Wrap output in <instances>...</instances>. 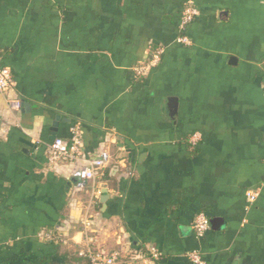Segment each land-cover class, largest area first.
<instances>
[{
	"label": "crops",
	"instance_id": "crops-1",
	"mask_svg": "<svg viewBox=\"0 0 264 264\" xmlns=\"http://www.w3.org/2000/svg\"><path fill=\"white\" fill-rule=\"evenodd\" d=\"M188 1L0 0L15 81L0 92V264H90V248L122 250L120 264H194L191 250L264 264V0H193L183 46ZM56 122V138L79 125L77 159L50 160ZM103 152L99 178L80 180Z\"/></svg>",
	"mask_w": 264,
	"mask_h": 264
},
{
	"label": "built area",
	"instance_id": "built-area-1",
	"mask_svg": "<svg viewBox=\"0 0 264 264\" xmlns=\"http://www.w3.org/2000/svg\"><path fill=\"white\" fill-rule=\"evenodd\" d=\"M200 14V10L193 0H189L183 7L181 12L178 29L180 31L177 37V43L183 46H191L192 39L187 34L188 27L193 23L195 18ZM163 47L156 48L151 57L144 63H140L135 67L138 75H146L148 71L157 66L164 53ZM15 84L13 72L10 66L4 64L0 56V92L10 90ZM10 106L14 109L21 108V101L17 98L10 100ZM72 137L66 139L63 137L55 138L48 146L49 158L52 162L72 161L78 158L80 154L81 135L79 125H75L71 129ZM202 140L201 132L193 133L189 142L192 147H196ZM111 155L109 152H103L99 157H94L88 160L87 164L83 166L78 172L80 180L96 181L102 174L104 167L110 162ZM258 198V191L250 189L246 192V200L251 205L256 202ZM193 229L198 238H203L210 229V219L204 212H199L194 220ZM44 235L49 236L48 233ZM90 264H120L123 258V252L120 249L114 250L110 253L88 249L84 252ZM153 256L158 257V252L153 251ZM184 256L194 264H207L202 255L197 250H191L184 253Z\"/></svg>",
	"mask_w": 264,
	"mask_h": 264
},
{
	"label": "water",
	"instance_id": "water-1",
	"mask_svg": "<svg viewBox=\"0 0 264 264\" xmlns=\"http://www.w3.org/2000/svg\"><path fill=\"white\" fill-rule=\"evenodd\" d=\"M171 101H172V109H171V115L172 116H175L176 115V113H177V99L176 98H172L171 99ZM27 105V104H26ZM56 126H57V122L56 123H54V128H53V136H52V139L54 140L55 138H56V135H57V128H56ZM103 194L104 195H106L107 194V190L106 189H104L103 191ZM104 199V198H103Z\"/></svg>",
	"mask_w": 264,
	"mask_h": 264
}]
</instances>
